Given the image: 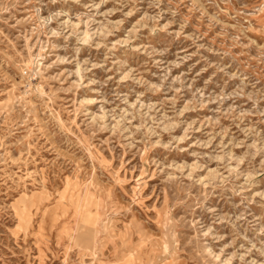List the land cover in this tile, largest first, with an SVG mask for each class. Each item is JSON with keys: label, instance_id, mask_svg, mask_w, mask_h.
Wrapping results in <instances>:
<instances>
[{"label": "rangeland", "instance_id": "374dc122", "mask_svg": "<svg viewBox=\"0 0 264 264\" xmlns=\"http://www.w3.org/2000/svg\"><path fill=\"white\" fill-rule=\"evenodd\" d=\"M0 264H264V0H0Z\"/></svg>", "mask_w": 264, "mask_h": 264}]
</instances>
